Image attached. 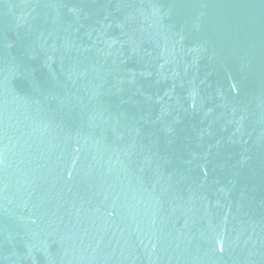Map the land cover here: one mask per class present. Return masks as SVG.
<instances>
[{"label":"water","instance_id":"water-1","mask_svg":"<svg viewBox=\"0 0 264 264\" xmlns=\"http://www.w3.org/2000/svg\"><path fill=\"white\" fill-rule=\"evenodd\" d=\"M0 264H264V0H0Z\"/></svg>","mask_w":264,"mask_h":264}]
</instances>
